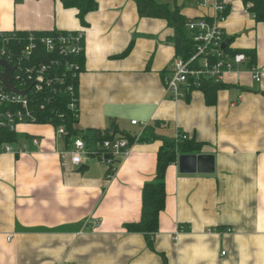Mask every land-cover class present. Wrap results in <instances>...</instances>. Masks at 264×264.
I'll return each mask as SVG.
<instances>
[{
  "label": "crops",
  "instance_id": "obj_1",
  "mask_svg": "<svg viewBox=\"0 0 264 264\" xmlns=\"http://www.w3.org/2000/svg\"><path fill=\"white\" fill-rule=\"evenodd\" d=\"M97 1L84 25L62 0H0V30L83 29L80 133L105 131L114 121L136 135L141 126L132 120L160 123V135L200 142L194 154L212 155L214 171L182 173L178 160L168 166L152 248L126 225L141 220L160 139L135 142L113 173L96 158L80 171L61 158L67 145L53 125L21 124L14 144L23 151L0 153V264H264V84L253 79L252 65L225 75L215 104L202 90L175 98L165 84L174 29L140 16L134 0ZM199 1L175 0L188 18L212 14ZM226 2V42L255 50L254 65L264 70V22L242 0ZM94 220L96 227L87 224Z\"/></svg>",
  "mask_w": 264,
  "mask_h": 264
},
{
  "label": "built area",
  "instance_id": "obj_2",
  "mask_svg": "<svg viewBox=\"0 0 264 264\" xmlns=\"http://www.w3.org/2000/svg\"><path fill=\"white\" fill-rule=\"evenodd\" d=\"M199 5H209L212 14L189 18L186 23L192 32L195 52L188 59L177 55L173 59L172 72L166 77L165 83L175 98L182 96L185 91L200 88L204 80L223 82L227 73L237 72L242 64L249 62L245 53L228 56L224 51L223 45L227 40L223 27L227 18L226 0H200ZM85 41L83 29L54 34L0 30V59L14 67L12 84L18 90L14 91L5 84L3 74L7 67L0 63V153L23 151L24 147L17 148L15 141L3 139L2 132H17L21 124H38L40 112L45 109V99L48 98L47 94L43 98L40 95L43 96L47 89L55 93L59 88H64L71 97L67 110L79 116V97L71 78H78L83 70L79 59H85ZM250 72L256 82L264 84L263 69L252 65ZM132 124L141 126L133 143L128 138L118 136L91 146L82 135H78L72 139L69 147L60 151L61 158L70 159L76 166L96 158L107 164L109 173H113L116 160H123L131 154L134 143L140 141L147 127V123L138 120H132ZM55 128L61 138L68 136L65 124ZM32 142L41 144L36 136ZM87 224L96 227L98 222L94 220Z\"/></svg>",
  "mask_w": 264,
  "mask_h": 264
},
{
  "label": "trees",
  "instance_id": "obj_3",
  "mask_svg": "<svg viewBox=\"0 0 264 264\" xmlns=\"http://www.w3.org/2000/svg\"><path fill=\"white\" fill-rule=\"evenodd\" d=\"M137 4L138 12L142 17L160 18L167 21L168 25L174 29V41L176 55L184 59H188L195 52L192 32L186 26L188 17L182 13L180 6L175 0H134ZM247 5L248 10L253 14L257 22H264V0H242ZM67 8H74L78 11V17L81 22L86 25V15L97 8V0H62ZM228 7V6H227ZM228 12V9H227ZM60 30L37 31L41 34H54ZM228 41V38L227 40ZM224 51L228 56H233L236 53H245L249 57V65H254L256 61V53L253 49L238 50L233 49L230 44L224 47ZM49 57H47V60ZM81 64H84V57L80 59ZM84 66V65H83ZM166 79V77H165ZM74 84L75 92L79 97V77L71 78ZM166 84V83H165ZM227 85L223 82H214L213 80H204L200 88L192 90H202L205 94L207 103L215 104L217 92L219 89L225 88ZM190 91V90H189ZM188 91V92H189ZM44 95L40 97L45 99V109L40 112L38 124H51L54 127L60 124H65L68 130V136L65 138L67 147L72 144V139L78 135H82L76 127L79 116H75L67 110L68 101L71 100L70 94L64 88H59L57 92L52 93V90L47 89ZM50 97V98H49ZM80 114V112H79ZM157 123L155 127L147 126L140 138V141H151L160 139L162 141L160 150L157 156L156 175L153 180L146 182L143 187L142 195V217L139 222L129 223L126 228L129 232H141L146 235L149 245L153 248L154 234L159 230V217L166 206V171L169 165L176 163L179 155L195 153L200 150V142L194 138L184 137V133L178 137L169 138L160 135L156 132V127L160 126ZM3 139L7 141H15L17 132H2ZM88 143H98L105 139H113L115 137L128 138L131 143L134 142L136 135H130L127 132L120 131L118 125L113 121L111 127L105 131L96 130L90 135H82ZM122 160L119 158L116 163ZM166 263V260H165Z\"/></svg>",
  "mask_w": 264,
  "mask_h": 264
},
{
  "label": "water",
  "instance_id": "obj_4",
  "mask_svg": "<svg viewBox=\"0 0 264 264\" xmlns=\"http://www.w3.org/2000/svg\"><path fill=\"white\" fill-rule=\"evenodd\" d=\"M228 42L224 43V47ZM0 63L6 65L7 70L3 74L5 84L12 90L18 91L12 84L14 77V67L10 66L6 62L0 59ZM22 92V93H26ZM179 168L182 173H195V172H213L214 171V157L207 154H181L179 155ZM88 168L87 165H82L80 171H84Z\"/></svg>",
  "mask_w": 264,
  "mask_h": 264
},
{
  "label": "rangeland",
  "instance_id": "obj_5",
  "mask_svg": "<svg viewBox=\"0 0 264 264\" xmlns=\"http://www.w3.org/2000/svg\"><path fill=\"white\" fill-rule=\"evenodd\" d=\"M90 145H91V144H90ZM92 145H94V144H92ZM92 145H91V146H92Z\"/></svg>",
  "mask_w": 264,
  "mask_h": 264
}]
</instances>
